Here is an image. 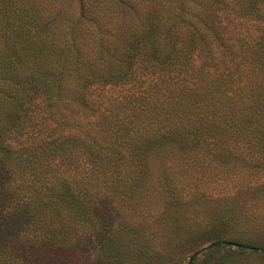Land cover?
<instances>
[{
	"label": "trees",
	"instance_id": "trees-1",
	"mask_svg": "<svg viewBox=\"0 0 264 264\" xmlns=\"http://www.w3.org/2000/svg\"><path fill=\"white\" fill-rule=\"evenodd\" d=\"M248 257L264 0H0V264Z\"/></svg>",
	"mask_w": 264,
	"mask_h": 264
},
{
	"label": "rangeland",
	"instance_id": "rangeland-1",
	"mask_svg": "<svg viewBox=\"0 0 264 264\" xmlns=\"http://www.w3.org/2000/svg\"><path fill=\"white\" fill-rule=\"evenodd\" d=\"M41 1L46 2L49 0H41ZM54 1L61 2L63 4V6L65 7L66 5L70 4L71 2L74 4L75 0H54ZM197 254L200 257V252ZM252 259L253 258H251V257L244 258V261H242L240 263V262H238L239 259H237V258H229V259H226L224 261L223 260L210 261L209 264H242V263H246V262L252 263V261H251Z\"/></svg>",
	"mask_w": 264,
	"mask_h": 264
}]
</instances>
